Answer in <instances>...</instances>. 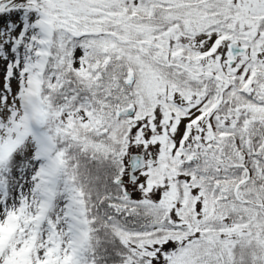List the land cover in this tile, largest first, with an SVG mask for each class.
<instances>
[{"label": "snow or ice", "instance_id": "obj_1", "mask_svg": "<svg viewBox=\"0 0 264 264\" xmlns=\"http://www.w3.org/2000/svg\"><path fill=\"white\" fill-rule=\"evenodd\" d=\"M0 264H264V0H0Z\"/></svg>", "mask_w": 264, "mask_h": 264}]
</instances>
